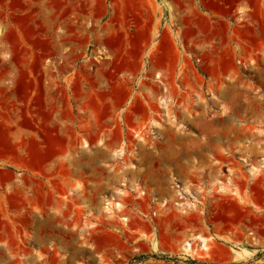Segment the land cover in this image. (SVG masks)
Segmentation results:
<instances>
[{
  "label": "rangeland",
  "instance_id": "rangeland-1",
  "mask_svg": "<svg viewBox=\"0 0 264 264\" xmlns=\"http://www.w3.org/2000/svg\"><path fill=\"white\" fill-rule=\"evenodd\" d=\"M259 8L161 74L119 0H0V264H220L182 252L203 235L264 249Z\"/></svg>",
  "mask_w": 264,
  "mask_h": 264
},
{
  "label": "crops",
  "instance_id": "crops-1",
  "mask_svg": "<svg viewBox=\"0 0 264 264\" xmlns=\"http://www.w3.org/2000/svg\"><path fill=\"white\" fill-rule=\"evenodd\" d=\"M119 1L123 2L130 12V17L126 19V22L131 26L144 30L145 34H140L138 41L133 43V47L139 50L140 57L144 56L143 53L147 55V51H151L157 45L156 55L159 59L157 70L161 74L167 71L177 73L182 68L188 67V57L194 52L195 48L207 49L205 48L206 45H210L216 38L220 39L221 47H226L229 41L225 29L229 25L240 24L242 26L257 27V29L260 26L254 16L258 9L260 10L259 0ZM117 2L118 0H110V3L113 4ZM237 7H241L240 10L243 14L241 17L235 14ZM134 13H137L138 17H134ZM261 25L264 26V24ZM155 27H157L156 37L152 39V31ZM212 28H215V31L211 32ZM1 80L0 77V84ZM201 239L206 240V251L198 245ZM193 243L191 254L195 252L196 255L200 256L210 251L212 249L211 245L217 246L219 257L217 260H213L220 264L228 261L243 264L246 260L256 262L264 258V249H254L245 244L232 248L227 243L216 238L210 240L204 235Z\"/></svg>",
  "mask_w": 264,
  "mask_h": 264
},
{
  "label": "bare ground",
  "instance_id": "bare-ground-1",
  "mask_svg": "<svg viewBox=\"0 0 264 264\" xmlns=\"http://www.w3.org/2000/svg\"><path fill=\"white\" fill-rule=\"evenodd\" d=\"M118 157V156H117ZM179 195V194H178ZM105 209L106 210H108V212L110 211V212H117V211H119L120 212V209H121V204H119V203H116V204H114L111 208L109 207V204H107L106 206H105ZM115 213H113V214H115ZM125 221H126V219H124ZM199 238V237H198ZM197 238V239H198ZM197 242L196 240H195V238L193 237V239H192V237H191V239L189 238L187 241H185V243L182 245V247H181V250H182V252L184 253V254H186V255H190L191 254V247L193 246V244H195V243H193V242ZM205 239H201V241H199L198 242V245H199V247L202 249V250H204V251H206L207 250V247L205 246L206 244H205ZM193 243V244H192ZM197 245V244H196ZM236 253V252H235Z\"/></svg>",
  "mask_w": 264,
  "mask_h": 264
}]
</instances>
